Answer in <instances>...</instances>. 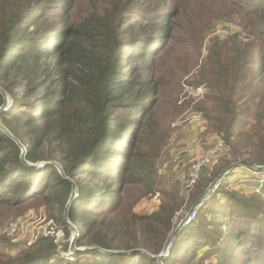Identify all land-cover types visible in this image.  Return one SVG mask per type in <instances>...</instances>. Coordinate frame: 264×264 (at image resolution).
I'll use <instances>...</instances> for the list:
<instances>
[{
    "label": "trees",
    "instance_id": "obj_1",
    "mask_svg": "<svg viewBox=\"0 0 264 264\" xmlns=\"http://www.w3.org/2000/svg\"><path fill=\"white\" fill-rule=\"evenodd\" d=\"M83 1L88 9L75 18L71 13L78 0H0V85L9 92L23 87L19 95L12 94L13 107L0 112V117L16 122L15 128H7L25 146L27 162L51 159L40 152L47 141L68 156L64 166L68 178L49 164L43 169L28 165L18 143L0 129V197L6 196L8 201L9 194L17 196L8 202L14 204L51 192L46 202L64 208L72 195L70 179L82 173L91 179L78 184L69 217L92 226L85 219L116 213L135 199L129 204L131 209L138 200L159 191L156 165L166 135L157 127L155 115L159 84L148 75L154 73L150 62L175 41L176 29L171 12L149 9L144 14L139 10L136 16L144 17L147 24H130L127 15L138 0ZM224 3L240 16L242 30L222 42L214 40L196 79L209 89L210 110L203 107L209 127L236 153L250 151L246 161L262 166L264 0ZM176 13L181 14L179 8ZM200 24L193 23L192 38L180 43L200 47L210 28L204 20ZM3 103L0 92V107ZM63 144L68 145L66 150ZM93 180H102L103 185H92ZM133 187L141 190L137 196L129 193ZM164 196L158 210L139 218L140 223L171 229L178 206L172 195ZM254 198L237 194L224 202L212 198L217 214L212 228L205 229L199 220L196 235L190 239L216 237L221 264H264V197L260 204ZM204 215L200 212L198 217ZM122 219L127 225L136 221L132 213ZM212 231L219 236H212ZM87 235L84 232L83 238ZM96 242L110 251L135 249L130 244L116 248L106 238ZM162 248L151 253L157 255ZM42 251L37 247L16 261L1 255L0 264H51L47 255L52 250ZM90 253L99 254L96 264H119V259L127 264L156 263L140 252ZM176 259L178 256L171 257Z\"/></svg>",
    "mask_w": 264,
    "mask_h": 264
},
{
    "label": "rangeland",
    "instance_id": "obj_2",
    "mask_svg": "<svg viewBox=\"0 0 264 264\" xmlns=\"http://www.w3.org/2000/svg\"><path fill=\"white\" fill-rule=\"evenodd\" d=\"M90 4L92 5L91 1ZM224 4V0H138L137 3H132L131 13L127 15L130 24L139 27L140 24H147L144 17L136 18L141 10H144L143 14L146 13V9L154 13L171 12L172 25L176 29L175 41L156 55L155 62L149 60L147 63H154V73L149 74L148 78L156 79L159 84L160 93L155 115L157 127L161 129L160 132L166 135L156 165L155 177L160 192L138 200L131 209H129V204H132L135 199L125 203L116 213L106 212L98 214L94 218L85 219L88 223L93 222L92 226L84 225L80 221L81 219L76 223L73 222L69 217L70 206L62 208L58 205L53 207L48 204L46 198L52 197L51 192L46 196L40 195L14 204H8V202L16 200L17 196L10 197L11 194H9L8 198L11 199L8 201L6 196H1L0 256L5 255L16 261L26 257L28 251H37V247H41L42 252L48 249L52 250L47 255L51 264H96V259L100 256L98 253H90L92 250L125 254L140 252L154 258L155 264H221V257L216 249L218 244H214L216 237L212 240H208V238L197 240L199 237L190 239L196 235L197 230L194 228L198 227L199 220L205 229L212 228L211 221L216 220L217 215L212 208V198L224 202L231 194H237L250 200L256 197L258 202L255 203L260 204L261 198L264 197V169L241 165V161H246L249 158L250 151L236 153L226 145L222 135L209 127L203 108L205 106L209 111L212 104L207 99L209 89L204 84H198L196 79L197 71L202 64L206 63L209 49L214 40L222 42L242 30L240 16L234 12L232 7H224ZM73 7L75 8L71 14L77 18L88 9L87 1L78 0V3ZM178 8L181 11L180 15L176 13ZM200 20H204L210 25L204 34L201 46L191 48L187 44L180 43L184 38H192L189 32L193 30V23L201 25ZM0 87L4 102L0 108L3 109L2 112H8L14 103L12 94L19 95L23 87L12 89V92L6 91L1 85ZM195 116H199V118L196 119ZM15 126H17L15 121H6L0 117L2 132L10 138L13 136L18 139L7 128H15ZM129 139L128 137L126 141ZM221 141H223V147L220 146ZM15 142L21 147L22 154L23 152L26 154L25 146L17 140ZM67 146V144L62 145L64 150ZM55 148H57L55 143L47 141L40 152L44 158L51 159L49 161L39 160L35 164L42 165L40 169L49 164L56 169L60 176L68 178L64 170L68 156L66 152L65 154L58 153ZM209 155V162L202 168L198 181L192 187H188L187 174L191 165ZM22 160H25V157ZM27 164L34 163L27 162ZM230 167L232 169L222 178L219 185L202 198L206 199L204 205L188 222L189 213H191L194 204L211 183ZM47 170L52 175L50 169ZM81 174L70 179L72 184L76 185L77 192L78 184L89 182L91 179ZM94 184L102 186L103 181L93 180L92 185ZM221 190H225V192ZM140 191L133 187L129 193L137 196ZM165 193L172 195L176 200V206H178L171 229L163 225L155 226V229L147 222L140 223L139 218L154 214L163 204ZM91 205H93L92 202L88 206ZM200 212H205L206 216L198 217ZM129 213L136 217L135 225L133 223L127 225V221H123L122 217H128ZM186 218L184 227L171 240L174 232ZM12 223H16L13 230L11 229ZM222 229H220V233H222ZM86 231L89 235L83 238V233ZM211 234L216 236L217 231H212ZM103 238H106L116 248H125L126 244H130L135 246V249L110 251L97 244L96 240ZM148 239H152V241H148ZM161 245L163 246L162 251L153 255L151 251L160 248ZM161 254H165L164 259H158ZM173 256H178V259L171 260ZM118 262L127 264L122 259H119ZM137 263L139 264V261Z\"/></svg>",
    "mask_w": 264,
    "mask_h": 264
},
{
    "label": "water",
    "instance_id": "obj_3",
    "mask_svg": "<svg viewBox=\"0 0 264 264\" xmlns=\"http://www.w3.org/2000/svg\"><path fill=\"white\" fill-rule=\"evenodd\" d=\"M0 90H2V88L0 87ZM3 111V109L2 108H0V112H2ZM10 133V132H9ZM12 139H14V140H17V142H19L20 144H21V142L18 140V139H16V138H14L13 136H12ZM22 145V144H21ZM23 157H25V153L23 152V154H22V159H23ZM25 161V160H24ZM26 162V161H25ZM241 163V165H247V166H249V167H252V168H255V169H264V165H262V166H259V165H256V164H253V163H251V162H248V161H241L240 162ZM31 166H34V167H37V168H40V167H42V165H38V164H30ZM236 166V165H235ZM235 166H232V167H235ZM232 167H230L229 169H227V170H225L213 183H211V185L209 186V188L208 189H206V191L203 193V195L201 196V198H199V200L194 204V206L192 207V210H194V208L199 204V202L202 200V198L203 197H205L206 195H207V193H209V192H211L214 188H216L218 185H219V183L221 182V180H222V178L226 175V174H228V172L232 169ZM76 194H77V191H76V185L73 183V190H72V195H71V197H70V200H69V202L67 203V207H69L70 206V204L72 203V201L75 199V197H76ZM191 210V211H192ZM187 221V218L185 219V221L184 222H182L181 224H180V226L177 228V230L174 232V234H173V236H172V238H171V240H173L176 236H177V234L179 233V231L184 227V224H185V222ZM101 250V249H100ZM165 258V254H161L159 257H158V259H164Z\"/></svg>",
    "mask_w": 264,
    "mask_h": 264
},
{
    "label": "built area",
    "instance_id": "obj_4",
    "mask_svg": "<svg viewBox=\"0 0 264 264\" xmlns=\"http://www.w3.org/2000/svg\"><path fill=\"white\" fill-rule=\"evenodd\" d=\"M196 119L199 118V116H195ZM220 146L223 147V141H221ZM210 155L205 157L204 159L194 163L191 165L189 169L188 179H187V186L192 187L199 179L202 168L209 162ZM206 199H202L199 204L194 208V210L191 211L190 216L188 218V222H190L191 219L195 216L197 211L204 205V202ZM11 229L13 230L16 227V223L11 224Z\"/></svg>",
    "mask_w": 264,
    "mask_h": 264
}]
</instances>
